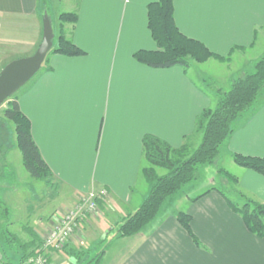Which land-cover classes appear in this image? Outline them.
I'll return each mask as SVG.
<instances>
[{
	"label": "crops",
	"instance_id": "crops-1",
	"mask_svg": "<svg viewBox=\"0 0 264 264\" xmlns=\"http://www.w3.org/2000/svg\"><path fill=\"white\" fill-rule=\"evenodd\" d=\"M153 1L0 0V19L27 20L35 29L33 43L14 50V60L37 49L44 19L55 31L53 19L58 21L64 13L77 15L74 26H64L65 35L85 52L73 58L49 54L47 68L16 97L52 173L56 194L47 198L56 195L58 203L72 204L89 193L106 190L108 195L98 203V214L78 222L65 256L50 251L48 264H77L72 256L77 251L99 255L100 261L93 264H264V235L251 234L231 210L223 190L215 187L201 198L197 197L202 193L186 198L184 210L176 205L162 211L139 234L118 236L122 221L148 193L147 183L141 181L143 136L154 135L178 149L196 134L197 117L212 103L190 77L191 68L154 69L133 59L136 51L156 50L147 27L146 7ZM52 7L55 16L47 12ZM173 9L179 31L213 54L227 57L234 47L244 48L232 59L248 64L235 71L227 68L228 81L250 72L261 58L252 61L242 54L249 55L258 34L264 35V0H175ZM227 149L231 159L234 154L264 159V101L250 120L236 128ZM239 170L235 186L242 188L246 199L264 203V177ZM40 192L43 199V189ZM234 193L241 198L238 191ZM38 200L34 193L31 203ZM20 206L25 218L19 229L24 236L18 237L28 242V229H32L40 239L49 221L32 218L30 205ZM178 212L190 216L193 237L177 222Z\"/></svg>",
	"mask_w": 264,
	"mask_h": 264
},
{
	"label": "trees",
	"instance_id": "trees-1",
	"mask_svg": "<svg viewBox=\"0 0 264 264\" xmlns=\"http://www.w3.org/2000/svg\"><path fill=\"white\" fill-rule=\"evenodd\" d=\"M174 1L154 0L147 5V27L156 45V50H139L133 53L132 57L137 63L154 69L175 66L188 69L190 62L204 64L210 59H215L220 63H229V56L233 51L244 50L242 47H234L227 57H221L210 52L201 42L183 35L174 21ZM76 22L77 15L74 13H64L58 16L59 35L49 54L69 58L85 55V52L65 35L64 26H74ZM263 92L264 55L253 64L250 72L235 77L227 91L222 88L214 91L217 105L214 109H204L197 117L195 130L196 133H201L202 139L189 158H187V145L173 149L154 135L145 134L143 136L141 175L149 189L141 205L120 224L117 230L120 238L139 234L144 227L159 217L166 200L180 194L184 188L197 179L200 168L214 164L219 156L221 146L233 134L236 128L235 124L257 108ZM1 118L11 122L14 127L15 145L21 153L23 167L27 174L35 180L42 181L47 187L51 186L52 173L41 158L31 135L30 121L21 112L15 96L7 100L5 108L1 111ZM3 149L4 147L0 143V153ZM232 161L236 166L264 177L263 158L234 154ZM158 170H163L165 173L159 175ZM218 173L232 185L237 182L236 177L224 171H218ZM211 190H214V187L197 198H201ZM219 194H221L220 191ZM244 201L243 204L238 205L226 198L231 210L241 217L246 229L251 234L262 237L264 235V203L250 199ZM3 205L4 203L0 201V264H13L12 261L15 259L17 264H31L32 259L44 253L42 235L40 234L39 239L32 229H28L31 240L23 242L7 229L9 223L5 218L8 211L3 208ZM87 217L89 216L85 218ZM176 220L187 234L193 237L190 230V216L178 212ZM48 253L44 255L46 258ZM88 255L90 256L89 252H72L77 264L82 263L84 256ZM88 258L90 260L83 264L97 263L101 257L91 255ZM46 264H48V259Z\"/></svg>",
	"mask_w": 264,
	"mask_h": 264
},
{
	"label": "rangeland",
	"instance_id": "rangeland-1",
	"mask_svg": "<svg viewBox=\"0 0 264 264\" xmlns=\"http://www.w3.org/2000/svg\"><path fill=\"white\" fill-rule=\"evenodd\" d=\"M46 7L48 8V5ZM56 10L60 12L58 7ZM47 12L49 15L54 14L55 16V9L53 7L49 8ZM53 23H55L54 24L55 31L52 29L53 30L52 48L54 47L56 43V39L59 35L58 21L53 19ZM34 30L35 29L33 24H31L27 20L13 19V18L9 20H5L4 18L0 19V71L6 64L14 60L13 59V57H15L14 50L22 49L33 43ZM40 43H41V38L38 42V46L40 45ZM236 51L238 50H235L232 52V54H230L229 61H231L232 56ZM34 52L31 55H33ZM248 52L246 53H248L249 55L245 53L242 55H244L245 57H251L252 61L253 58L258 59L264 55L263 34L262 35L258 34L257 41L255 42V48L252 49V51H248ZM49 53L47 54V56L49 55ZM46 58L43 64L41 65L39 72L47 68ZM235 59L237 58H233L232 62L223 63L224 65H219L217 63L218 61L216 62L215 59H210V60H214L215 62L213 61L207 65L190 62V67L188 69L191 68L192 70L188 71L189 75L202 91H205L207 92V94L210 95V99L212 101L210 109H214L217 105V97H215L214 91L219 88H222L223 90H228L232 82V80L228 81L227 79L229 75V73L226 72L227 68L232 71H235L236 69L240 68V66L244 64H248L247 62L244 63L243 59H238V60ZM188 69H186V71ZM37 74L15 95V97H18L20 93L28 89L34 83L36 77H38L40 73L38 75ZM226 82H228V85ZM263 101H264V97H261L259 99L258 105L256 106L257 108L254 109V111L250 112L249 114L245 115L240 121H238V123L235 124V127L236 128L241 127L248 120H250L253 117L254 113L257 112V110L262 106ZM6 103L7 101L0 107V126H1L0 143L4 147L3 151L0 153V201L4 203L3 208H6L8 211V215L5 218L6 221L9 223L7 229L17 236H21V237L24 236V234H22L19 229L20 223L25 218L24 212H21L18 209L21 208L20 205H22V207L24 206L29 207L30 205V208H34L33 214H35L33 215L32 218L38 217L39 220L40 219L45 220L47 218V221H49L46 230L41 234L43 239L48 235L49 231L57 223L63 211L65 209L75 206L77 200H74L72 204H60L57 202V199L55 198L56 195L53 196V200H50L47 197L56 194V189H54V193H53L51 186L47 187L42 181L40 182L38 180H35L27 174V172L23 167L21 153L15 146L14 127L11 122L7 120H3L1 118V111L2 109L5 108ZM201 139H202L201 133H196L193 135V138L186 140L185 144L188 146L187 158H189L192 152L200 145ZM228 142L229 139L226 141L225 144L221 146L219 156L217 160L214 162V164L211 166L200 168L197 173V179L191 184H189L186 188H184L180 194L166 200L165 203L166 205L164 206L163 204L161 212L165 210H169L170 208L175 207L176 205L179 206L180 210H184L187 206L186 198H192L193 196H198L199 194L205 192L211 186L223 190L224 195L227 196L230 199V201L234 204L241 205L245 202L244 200L246 198L241 193L242 188L240 186H235L228 183L227 179L224 178L220 173H218V171H224L230 174L231 176L240 178V174H239L240 168L232 163L231 161L232 159L229 156L230 154H228L227 152ZM164 173L165 171L158 170L159 175H162ZM141 181L142 183H145L143 182L145 181L144 179H142ZM224 183H228V184H224ZM40 189H43L44 192L43 199L40 198V193H41ZM234 191H238L239 192L238 195H242L243 197L241 196V198L240 197L238 198L236 196L237 194L234 193ZM34 193L39 199L37 204L31 203ZM177 199L180 200L177 201ZM23 200L25 201V204L23 203ZM37 208L40 209L37 211L36 210ZM114 233H116L115 230L111 234ZM66 247H64L60 251L61 255L64 254L65 256ZM52 252L59 253V251H52ZM12 262L13 264H17L16 259L13 260ZM73 264L75 263L73 262Z\"/></svg>",
	"mask_w": 264,
	"mask_h": 264
},
{
	"label": "built area",
	"instance_id": "built-area-1",
	"mask_svg": "<svg viewBox=\"0 0 264 264\" xmlns=\"http://www.w3.org/2000/svg\"><path fill=\"white\" fill-rule=\"evenodd\" d=\"M107 196L106 190L79 196L76 205L65 209L48 235L42 239L44 253L32 259L30 263L46 264L47 258L44 255L48 253V250L60 252L74 238L80 219L98 214V203L100 201L105 202Z\"/></svg>",
	"mask_w": 264,
	"mask_h": 264
},
{
	"label": "water",
	"instance_id": "water-1",
	"mask_svg": "<svg viewBox=\"0 0 264 264\" xmlns=\"http://www.w3.org/2000/svg\"><path fill=\"white\" fill-rule=\"evenodd\" d=\"M53 31L48 19L43 20L41 43L33 55L15 59L0 71V107L14 97L40 70L52 48Z\"/></svg>",
	"mask_w": 264,
	"mask_h": 264
}]
</instances>
